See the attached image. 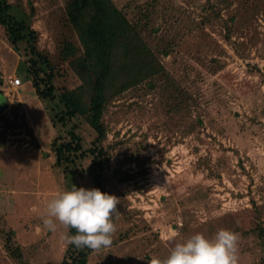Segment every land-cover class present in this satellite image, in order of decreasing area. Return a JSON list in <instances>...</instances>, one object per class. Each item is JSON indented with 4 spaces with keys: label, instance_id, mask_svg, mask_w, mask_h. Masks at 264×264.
Instances as JSON below:
<instances>
[{
    "label": "rangeland",
    "instance_id": "1",
    "mask_svg": "<svg viewBox=\"0 0 264 264\" xmlns=\"http://www.w3.org/2000/svg\"><path fill=\"white\" fill-rule=\"evenodd\" d=\"M7 1L35 36L12 43L0 24V264H60L71 233L44 225L47 203L96 188L94 171L118 211L111 245L85 264H151L221 229L237 264H264V0H104L123 20L100 138L62 99L88 109L82 74L96 68L74 0ZM70 140L67 172L54 146Z\"/></svg>",
    "mask_w": 264,
    "mask_h": 264
},
{
    "label": "trees",
    "instance_id": "2",
    "mask_svg": "<svg viewBox=\"0 0 264 264\" xmlns=\"http://www.w3.org/2000/svg\"><path fill=\"white\" fill-rule=\"evenodd\" d=\"M9 9L8 1L0 0V24L5 26L11 42L17 43L24 39L32 41L35 36L34 32L27 25H24L23 22L18 21ZM69 15L84 38L88 48L87 59L93 61L96 68H92L93 77L86 73L82 74L85 76L87 83L90 82V107L85 109L75 93H67L62 97L66 107L65 114L70 116L86 115L87 122L96 131L97 137L100 138L104 134L101 116L105 102L106 76L111 66V48L117 36L118 24L123 19L118 10L113 6L107 5L104 0H74L69 5ZM72 144L70 140L58 144L55 143L54 146L56 164L67 163L63 167L67 172H71L68 169V164L73 161L70 154L72 153V156L75 157V152L78 148L77 145ZM96 158L95 154L92 159V163L95 165L98 164ZM93 178L96 188L103 192L100 175L96 171L93 173ZM69 230L71 235L76 232L74 228H69ZM88 250L87 248L77 249L69 244L60 264H85Z\"/></svg>",
    "mask_w": 264,
    "mask_h": 264
},
{
    "label": "clouds",
    "instance_id": "3",
    "mask_svg": "<svg viewBox=\"0 0 264 264\" xmlns=\"http://www.w3.org/2000/svg\"><path fill=\"white\" fill-rule=\"evenodd\" d=\"M117 204L115 196L98 188L73 185L48 201L43 223L49 229L55 228V222L74 228L75 234L64 239L77 249L100 250L112 243ZM151 264H237V236L227 229L211 238L195 233L177 243L166 258L153 259Z\"/></svg>",
    "mask_w": 264,
    "mask_h": 264
},
{
    "label": "built area",
    "instance_id": "4",
    "mask_svg": "<svg viewBox=\"0 0 264 264\" xmlns=\"http://www.w3.org/2000/svg\"><path fill=\"white\" fill-rule=\"evenodd\" d=\"M14 83L18 85V84H20V80L18 78H16V79H14Z\"/></svg>",
    "mask_w": 264,
    "mask_h": 264
},
{
    "label": "water",
    "instance_id": "5",
    "mask_svg": "<svg viewBox=\"0 0 264 264\" xmlns=\"http://www.w3.org/2000/svg\"><path fill=\"white\" fill-rule=\"evenodd\" d=\"M0 97H2V91L0 90Z\"/></svg>",
    "mask_w": 264,
    "mask_h": 264
}]
</instances>
